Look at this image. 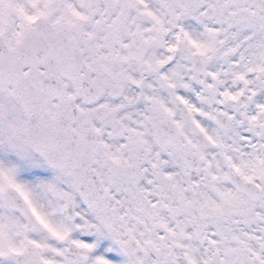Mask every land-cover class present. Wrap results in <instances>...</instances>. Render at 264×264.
I'll list each match as a JSON object with an SVG mask.
<instances>
[{
    "label": "snow or ice",
    "instance_id": "1",
    "mask_svg": "<svg viewBox=\"0 0 264 264\" xmlns=\"http://www.w3.org/2000/svg\"><path fill=\"white\" fill-rule=\"evenodd\" d=\"M0 264H264V0H0Z\"/></svg>",
    "mask_w": 264,
    "mask_h": 264
}]
</instances>
